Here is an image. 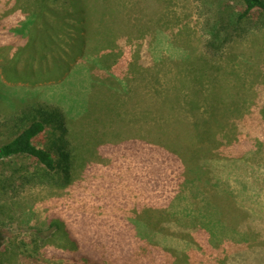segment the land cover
<instances>
[{
    "label": "rangeland",
    "instance_id": "rangeland-1",
    "mask_svg": "<svg viewBox=\"0 0 264 264\" xmlns=\"http://www.w3.org/2000/svg\"><path fill=\"white\" fill-rule=\"evenodd\" d=\"M201 13L200 0H0V145L60 110L74 156L64 187L32 157L0 160V264H75L62 256L81 249L98 264H264V28L214 56ZM152 125L150 139L198 146L204 168L136 142Z\"/></svg>",
    "mask_w": 264,
    "mask_h": 264
},
{
    "label": "trees",
    "instance_id": "trees-1",
    "mask_svg": "<svg viewBox=\"0 0 264 264\" xmlns=\"http://www.w3.org/2000/svg\"><path fill=\"white\" fill-rule=\"evenodd\" d=\"M200 1L202 12L204 13L203 33L206 36L205 49L214 56L220 54L229 43L236 37L244 34L248 29L264 28V0H234V2H231V0ZM100 19H97V21H100ZM136 121L147 123L148 119L146 116H141ZM153 124L155 123L153 122ZM209 124V131H213L214 123ZM128 125L127 130L130 134L133 130L135 131L134 122L132 123L130 120ZM155 125H157L155 128L160 127L159 124ZM48 126L51 127V136L49 138L46 137L45 146L39 145L37 142L42 141ZM159 129H163V127ZM151 131H153V125L148 130L147 136H139L136 142L141 145L151 144L152 148L161 146L166 151V155L168 154L170 157L172 154L176 155V159L178 158L189 171H200L204 168V166L199 165L201 162L199 161L201 158L199 151L201 150H198V146L185 147L179 139L173 140L168 134H159L157 131L153 134L154 139H150L148 136L152 133ZM68 132L66 117L62 111L38 108L37 113L30 118V125L25 127L12 139L0 145V160L16 155L32 157L42 164L41 172L43 175H40L43 183L64 187L71 184L74 176V156L68 139ZM114 149H117L116 144ZM141 208L139 206V209ZM150 208H153V203L150 205ZM81 226L83 229L84 225L82 224ZM83 231L85 232L83 235L84 239L88 240L91 237L87 233V231L89 232L88 228ZM137 239L140 243L141 240ZM72 244H76L78 248L83 246L80 242H72ZM95 244L92 243L91 248L94 254L99 255L103 251L97 248ZM130 247L128 249L130 252H128L127 256L134 255L135 253L136 247ZM8 249L6 234L0 229V259L3 255L7 254ZM62 257L71 258L75 264H98V262L89 256L88 252L82 249L74 255ZM84 257L88 258V260L83 259ZM32 260H37V258L31 254H26V252L21 254L20 261L22 264H31Z\"/></svg>",
    "mask_w": 264,
    "mask_h": 264
}]
</instances>
